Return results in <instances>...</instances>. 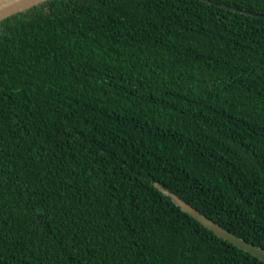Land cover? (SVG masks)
Wrapping results in <instances>:
<instances>
[{
    "label": "trees",
    "instance_id": "1",
    "mask_svg": "<svg viewBox=\"0 0 264 264\" xmlns=\"http://www.w3.org/2000/svg\"><path fill=\"white\" fill-rule=\"evenodd\" d=\"M264 0H48L0 22V264H264Z\"/></svg>",
    "mask_w": 264,
    "mask_h": 264
},
{
    "label": "rangeland",
    "instance_id": "2",
    "mask_svg": "<svg viewBox=\"0 0 264 264\" xmlns=\"http://www.w3.org/2000/svg\"><path fill=\"white\" fill-rule=\"evenodd\" d=\"M178 207L197 221L204 229L211 232L217 238H220L227 243L234 246L236 249L249 254L250 256L256 258L257 260L264 263V251L260 248L253 246L250 243L245 242L244 240L237 238L231 235L222 227L215 224L213 221L207 219L205 216L197 212L195 209L187 205L186 203L179 201Z\"/></svg>",
    "mask_w": 264,
    "mask_h": 264
},
{
    "label": "water",
    "instance_id": "3",
    "mask_svg": "<svg viewBox=\"0 0 264 264\" xmlns=\"http://www.w3.org/2000/svg\"><path fill=\"white\" fill-rule=\"evenodd\" d=\"M46 1L48 0H0V22ZM172 198L178 205L180 200L176 197Z\"/></svg>",
    "mask_w": 264,
    "mask_h": 264
}]
</instances>
